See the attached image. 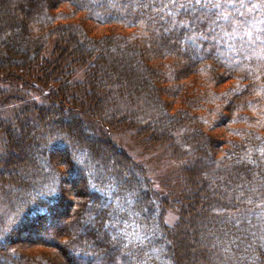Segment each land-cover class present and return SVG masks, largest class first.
<instances>
[{"label":"trees","instance_id":"16d2710c","mask_svg":"<svg viewBox=\"0 0 264 264\" xmlns=\"http://www.w3.org/2000/svg\"><path fill=\"white\" fill-rule=\"evenodd\" d=\"M165 4L0 0V84L48 98L0 117V264H264V10L238 18L248 45L211 39L191 8L176 16L191 30L171 25ZM83 118L179 163L174 228L145 170Z\"/></svg>","mask_w":264,"mask_h":264},{"label":"rangeland","instance_id":"374dc122","mask_svg":"<svg viewBox=\"0 0 264 264\" xmlns=\"http://www.w3.org/2000/svg\"><path fill=\"white\" fill-rule=\"evenodd\" d=\"M0 89L5 91L6 94L3 96L4 100L0 99V117L4 119L6 117V123L13 124L15 122L16 114L19 115L20 111L27 107L29 110L28 114L34 117V107L43 104L48 101V98L43 97V94L38 90L29 91L21 90L16 88L12 90L10 87L0 84ZM7 100V101H6ZM85 123L91 125L94 132H97L100 136L106 137L111 140L112 144L121 149L127 157H129L135 164L139 165L145 170L147 180L151 183L152 189L158 194H161L163 198L168 200L170 203L167 204V208L163 210L164 217L163 222L167 227L174 228V224L178 221L179 201L181 199L180 188L177 182L174 180L169 182L167 185V179L172 172L177 170L179 163L176 160L169 159L168 155L163 152L160 147H155L144 151L139 142L133 139L132 134L128 131H112L107 130L105 126L101 127L97 123H92L86 118H83ZM27 126V125H26ZM31 126V132L25 129H20L22 135H26L27 138L37 131L38 127L35 125ZM13 129H15L13 127ZM16 130V129H15ZM17 132V131H16ZM25 136V137H26ZM7 141L4 134L0 131V160L7 154ZM4 155V156H3ZM2 164L0 163V166ZM4 176H7L5 172H0V184L4 180ZM3 187V186H2ZM1 191V188H0ZM1 199V197H0ZM90 226V225H89ZM200 238V237H199ZM201 239V238H200Z\"/></svg>","mask_w":264,"mask_h":264},{"label":"snow or ice","instance_id":"6c2138e0","mask_svg":"<svg viewBox=\"0 0 264 264\" xmlns=\"http://www.w3.org/2000/svg\"><path fill=\"white\" fill-rule=\"evenodd\" d=\"M169 2L172 7L165 4L159 9V11L164 12L166 16L172 17L171 21H166L167 23H170L171 25H180L191 30L187 21L176 19L180 8L186 10L191 8L193 11L201 12L206 18L214 17L213 19H210L208 29V32L213 34L211 39L224 40L225 38H228L230 40H235L239 35L241 41H243V38L246 36L248 37V41L246 42L248 45L255 43V41L252 40V32L245 28L241 33L238 18L239 16H244L248 11H255L257 9L264 10V2L252 4L251 0H195L194 3L193 0H187V3H177V0H169ZM153 11H157V9L154 8ZM261 23H264V20H262ZM194 24L195 21H193V25ZM217 29L220 31L217 32ZM229 29L231 30L229 31ZM261 31H264V29ZM209 38V35L206 33L198 34L193 32L192 36L186 38V42L195 46L198 39L205 40ZM257 39L260 40L258 45L260 54L258 58L261 61H264V39L260 37H257ZM228 47L229 50L234 53L245 51L244 48H237L235 44H229ZM246 58L251 59L252 57L251 55H246ZM248 202L251 203V200L249 199Z\"/></svg>","mask_w":264,"mask_h":264}]
</instances>
